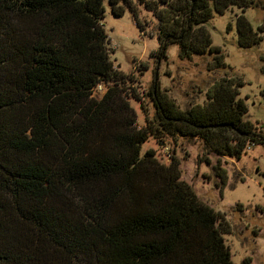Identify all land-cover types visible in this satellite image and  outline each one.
<instances>
[{"label":"trees","instance_id":"1","mask_svg":"<svg viewBox=\"0 0 264 264\" xmlns=\"http://www.w3.org/2000/svg\"><path fill=\"white\" fill-rule=\"evenodd\" d=\"M108 2L143 31L142 6L157 20L161 57L170 45L183 60L210 54L211 72L226 67L207 29L214 12L264 10V0ZM104 18V0H0V264H234L225 215L183 180L175 150L164 164L143 145L200 142L223 192L222 161L264 145L243 81L215 79L188 109L155 85L154 118L140 127ZM259 32L237 17L240 47L260 44ZM99 84L108 89L94 97Z\"/></svg>","mask_w":264,"mask_h":264},{"label":"rangeland","instance_id":"2","mask_svg":"<svg viewBox=\"0 0 264 264\" xmlns=\"http://www.w3.org/2000/svg\"><path fill=\"white\" fill-rule=\"evenodd\" d=\"M105 18L103 25L114 49L111 59L115 67L126 76L132 77L125 89L136 99L130 103L138 116V125L145 126L146 119L152 121L155 108L152 101L155 85L167 93L177 106L188 109L202 104L206 91L215 79L227 74L239 78L244 85L239 89L248 112L247 119L264 131V10L237 6L224 13L214 12L207 24L215 47L222 50L226 67L217 72L209 70L210 54L183 60L179 47L170 45L166 56L158 54L160 43L157 35V20L139 6L137 24L134 15L126 10L122 17L112 14L108 0H104ZM244 15L254 30L263 36L260 44L242 48L238 44L237 17ZM178 141L169 138L167 148L158 140L150 138L143 145V153L154 149L159 160L169 163V155L176 151L182 160L183 180L193 187L202 201L215 211L225 215L232 233L225 235L234 264H264V145H259L237 160L222 161L229 173V181L223 192L216 188L217 180L211 166L205 164L206 156L198 141ZM216 163V158H211ZM228 163V164H227Z\"/></svg>","mask_w":264,"mask_h":264},{"label":"built area","instance_id":"3","mask_svg":"<svg viewBox=\"0 0 264 264\" xmlns=\"http://www.w3.org/2000/svg\"><path fill=\"white\" fill-rule=\"evenodd\" d=\"M108 86L104 84H99L93 91L94 97H102V95L107 91Z\"/></svg>","mask_w":264,"mask_h":264}]
</instances>
